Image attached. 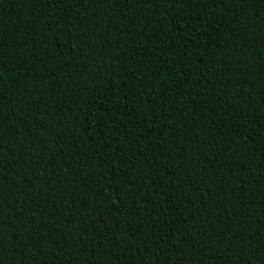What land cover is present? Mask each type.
<instances>
[{"label": "trees", "instance_id": "obj_1", "mask_svg": "<svg viewBox=\"0 0 264 264\" xmlns=\"http://www.w3.org/2000/svg\"><path fill=\"white\" fill-rule=\"evenodd\" d=\"M0 264H264V0H0Z\"/></svg>", "mask_w": 264, "mask_h": 264}]
</instances>
